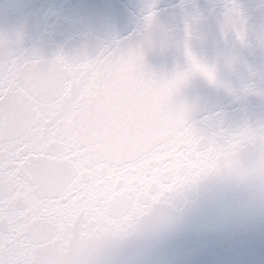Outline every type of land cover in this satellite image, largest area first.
Returning a JSON list of instances; mask_svg holds the SVG:
<instances>
[{"label":"water","instance_id":"1","mask_svg":"<svg viewBox=\"0 0 264 264\" xmlns=\"http://www.w3.org/2000/svg\"><path fill=\"white\" fill-rule=\"evenodd\" d=\"M256 4L259 0H238ZM208 0H0V45L44 63L94 60L108 49L138 59L109 62L94 79L98 114L113 136L82 146L61 132L71 166L57 191L36 199L27 158H14L0 199V258L57 264L46 216L65 210L129 235L127 264H264V207L213 194L211 176L264 147V49L259 24L228 44L195 17ZM151 16V20H149ZM150 41V42H149ZM218 68L229 95L202 76L179 88L185 43ZM231 68L225 70V64ZM253 91L245 93L244 89ZM37 157L33 154L31 161Z\"/></svg>","mask_w":264,"mask_h":264},{"label":"snow or ice","instance_id":"2","mask_svg":"<svg viewBox=\"0 0 264 264\" xmlns=\"http://www.w3.org/2000/svg\"><path fill=\"white\" fill-rule=\"evenodd\" d=\"M195 19L206 21L214 32L220 34L222 41L217 43L228 44L235 32V38L243 45L249 25L259 24L264 30V0L256 4L240 3L238 0H208L203 13ZM258 44L264 49V34L258 39ZM185 50L189 68L184 74L169 80V88H179L189 77L199 75L213 88H222L229 95L233 94V89L219 78L216 66L198 60L187 42ZM117 57L138 59L147 79V71L138 54L121 55L108 49L94 60L69 63L57 59L44 63L19 50L11 42L0 45V199L5 195L4 177L12 160L18 156L27 158L30 165L33 154L45 156L48 139L53 134L60 135L66 98L90 92L94 79L99 78L106 64ZM231 66V63H226L225 70ZM244 91L248 93L253 88ZM260 96L264 98V91ZM0 264L11 262L0 258Z\"/></svg>","mask_w":264,"mask_h":264},{"label":"clouds","instance_id":"3","mask_svg":"<svg viewBox=\"0 0 264 264\" xmlns=\"http://www.w3.org/2000/svg\"><path fill=\"white\" fill-rule=\"evenodd\" d=\"M99 99L94 91L66 98L60 133L71 128L76 142L82 146L108 142L113 133L107 120L97 112ZM62 140L61 135L53 134L47 141V154L29 165L32 183L36 185L34 195L45 205V198L59 189L71 171V166L59 159L64 151ZM211 177L215 182L213 194L224 200L231 197L245 206L264 207V147L244 151L230 167ZM43 230L56 238L49 254L57 264H127L129 235L104 227L89 216L65 210L46 216Z\"/></svg>","mask_w":264,"mask_h":264}]
</instances>
